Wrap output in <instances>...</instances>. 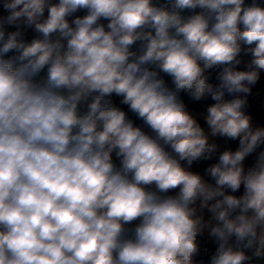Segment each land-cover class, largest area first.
<instances>
[{
	"label": "clouds",
	"instance_id": "clouds-1",
	"mask_svg": "<svg viewBox=\"0 0 264 264\" xmlns=\"http://www.w3.org/2000/svg\"><path fill=\"white\" fill-rule=\"evenodd\" d=\"M0 264H264V0H0Z\"/></svg>",
	"mask_w": 264,
	"mask_h": 264
}]
</instances>
